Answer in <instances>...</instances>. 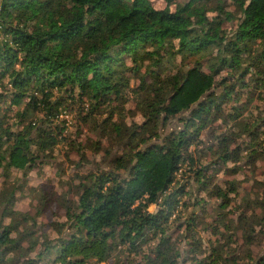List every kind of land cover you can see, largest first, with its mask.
Listing matches in <instances>:
<instances>
[{"label":"trees","instance_id":"obj_1","mask_svg":"<svg viewBox=\"0 0 264 264\" xmlns=\"http://www.w3.org/2000/svg\"><path fill=\"white\" fill-rule=\"evenodd\" d=\"M166 3L156 10L149 0H0V85L7 80L14 90L13 105L27 97L28 109L44 112L48 121L59 114L60 101L51 100L54 91L69 97L77 92L95 109L125 95L129 71L136 74L145 63L151 68L146 75L152 82H142L136 103L144 122L127 128L105 121L119 140H127L125 151L112 159L113 172L79 183L76 209L67 212L75 233L60 245L43 246L54 263L102 264L117 239L133 245L148 233L165 244V227L183 195L181 187L173 190L176 174L192 165L189 148L221 113L211 93L216 78L227 70L234 85L245 87L248 75L263 83L264 0ZM177 55L183 66L172 74L153 70ZM189 59L195 61L187 67ZM181 114L182 128L153 143L161 124ZM28 126L14 132L0 118V168L25 171L57 145L61 131ZM11 197L0 203L11 205ZM214 198L222 207L229 202L220 189ZM152 205L159 208L155 214L148 213ZM10 233L1 234L0 245L13 243ZM156 250L160 264H171Z\"/></svg>","mask_w":264,"mask_h":264},{"label":"rangeland","instance_id":"obj_2","mask_svg":"<svg viewBox=\"0 0 264 264\" xmlns=\"http://www.w3.org/2000/svg\"><path fill=\"white\" fill-rule=\"evenodd\" d=\"M149 1L156 10L167 4L166 0ZM187 1L173 0L176 4ZM193 61L186 60L185 65L190 67ZM130 66L126 60L125 67ZM182 66L177 55L165 58L153 70L163 69L160 73L166 76ZM148 68L145 63L136 74L129 71L125 95L95 109L77 92L69 97L54 91L51 100L61 104L57 118L49 121L44 112L28 109L27 97L13 105L14 90L7 80L0 85V118L11 131L21 133L29 123L44 131H61L57 145L40 155L34 166L25 171L0 168V200L12 196L11 205L0 203V236L8 230L13 240L0 245V264H59L43 249L60 245L75 233L67 212L76 209L79 183L93 174L113 172L112 159L125 151L127 140H119L105 121L127 128L144 122L136 103L142 82H152L146 75ZM201 68L207 71L206 66ZM251 76L242 80L245 87L234 85L227 70L216 78L211 93L218 98L221 113L189 148L192 165L186 163L176 174L173 190L181 187L183 195L165 227L166 243L159 245L160 236L152 233L133 245L117 239L109 260L102 264H160L156 249L171 264H259L264 260V76L258 84ZM224 78L229 83L221 86L219 81ZM184 116L161 124L159 139L153 143L160 144L181 129ZM32 152L37 155L35 148ZM218 189L228 195L229 202L223 207V201L214 198ZM158 209L152 205L148 213Z\"/></svg>","mask_w":264,"mask_h":264}]
</instances>
